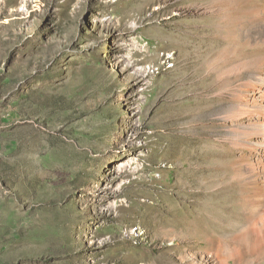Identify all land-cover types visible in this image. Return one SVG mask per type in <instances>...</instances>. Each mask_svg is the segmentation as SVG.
<instances>
[{"label":"rangeland","instance_id":"1","mask_svg":"<svg viewBox=\"0 0 264 264\" xmlns=\"http://www.w3.org/2000/svg\"><path fill=\"white\" fill-rule=\"evenodd\" d=\"M263 80L264 0H0V264H264Z\"/></svg>","mask_w":264,"mask_h":264},{"label":"bare ground","instance_id":"2","mask_svg":"<svg viewBox=\"0 0 264 264\" xmlns=\"http://www.w3.org/2000/svg\"><path fill=\"white\" fill-rule=\"evenodd\" d=\"M264 81V80H263ZM250 92V91H249ZM244 97V96H243ZM254 97V96H253ZM242 98V97H241ZM240 98V101H241ZM259 101V100H258ZM244 103L247 104V106H253L254 103H257V99L256 97H254L253 99H250L248 96L243 98ZM243 110V109H242ZM252 112V110H251ZM253 113V112H252ZM255 113V111H254ZM259 115H264V111L258 110ZM250 114V113H249ZM251 115V114H250ZM258 146V145H257ZM255 149V148H254ZM256 150V149H255ZM258 150V149H257ZM262 153V152H260ZM131 154V153H130ZM126 155V158L129 157V155ZM258 154V153H256ZM259 155V154H258ZM261 155V154H260ZM255 156V155H254ZM261 157V156H260ZM263 157V156H262ZM261 157V158H262ZM260 159V158H259ZM255 160V159H254ZM263 160V159H262ZM263 162V161H262ZM261 162V163H262ZM255 163V162H254ZM264 163V162H263ZM261 165V164H259ZM259 167V166H258ZM247 185V184H246ZM250 190L251 191V196H252V203L253 201L255 202V204L260 208V215H259V222H260V228L264 229V165L260 168H257L255 173H254V177L253 179L250 181ZM248 188V189H249ZM251 202V201H250ZM184 206V205H183ZM185 207V206H184ZM196 220V219H195ZM257 222V221H256ZM198 223V222H197ZM255 227V225H254ZM260 235V234H259ZM231 258V257H230ZM224 259L221 256H214V262L215 264H232L231 259ZM233 258V257H232ZM226 261V262H225ZM225 262V263H224Z\"/></svg>","mask_w":264,"mask_h":264}]
</instances>
